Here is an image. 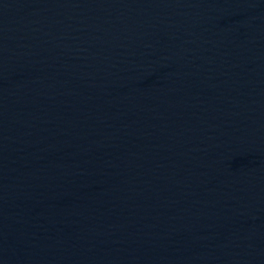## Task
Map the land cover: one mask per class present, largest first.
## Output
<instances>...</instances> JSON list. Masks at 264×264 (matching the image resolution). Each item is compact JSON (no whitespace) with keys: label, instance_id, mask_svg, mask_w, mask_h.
<instances>
[{"label":"water","instance_id":"water-1","mask_svg":"<svg viewBox=\"0 0 264 264\" xmlns=\"http://www.w3.org/2000/svg\"><path fill=\"white\" fill-rule=\"evenodd\" d=\"M0 264H264V0H0Z\"/></svg>","mask_w":264,"mask_h":264}]
</instances>
